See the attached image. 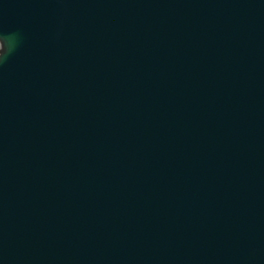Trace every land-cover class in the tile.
I'll return each mask as SVG.
<instances>
[{
	"label": "water",
	"instance_id": "1",
	"mask_svg": "<svg viewBox=\"0 0 264 264\" xmlns=\"http://www.w3.org/2000/svg\"><path fill=\"white\" fill-rule=\"evenodd\" d=\"M9 35L0 264H264V0H0Z\"/></svg>",
	"mask_w": 264,
	"mask_h": 264
},
{
	"label": "clouds",
	"instance_id": "2",
	"mask_svg": "<svg viewBox=\"0 0 264 264\" xmlns=\"http://www.w3.org/2000/svg\"><path fill=\"white\" fill-rule=\"evenodd\" d=\"M7 38L10 41V46L7 51H5L3 40ZM17 47V37L16 35L9 36H0V64L5 62L9 55L15 50Z\"/></svg>",
	"mask_w": 264,
	"mask_h": 264
}]
</instances>
